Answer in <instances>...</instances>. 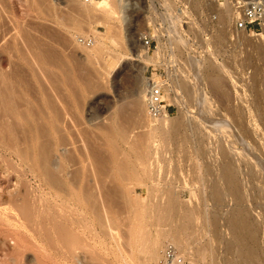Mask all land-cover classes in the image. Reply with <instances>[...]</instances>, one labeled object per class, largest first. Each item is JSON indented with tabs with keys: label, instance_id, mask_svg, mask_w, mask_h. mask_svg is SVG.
<instances>
[{
	"label": "rangeland",
	"instance_id": "374dc122",
	"mask_svg": "<svg viewBox=\"0 0 264 264\" xmlns=\"http://www.w3.org/2000/svg\"><path fill=\"white\" fill-rule=\"evenodd\" d=\"M108 1L113 7V0ZM143 1L147 8L132 0L137 4L128 12L130 20L121 24L115 17L105 20L101 11L82 0H0V144L12 143L25 149L34 140L37 154H45L52 161L50 170L59 165L64 154L67 176L75 179L72 187L69 183L60 191L47 183L41 169H27L15 154L0 147V207L17 208L21 221L17 230L18 226L13 228L7 218L0 220V264H158L163 245L171 241L163 240L156 258L146 262L144 252L139 251L143 228L138 226L133 235L128 234L134 222V216L128 213L133 207L146 208L155 202L162 209L172 204L174 210L164 215L162 225L147 222L142 226H147V234L152 235L156 230H177L182 244L173 246L187 264H264V52H260L264 51V32L256 37L231 32V18L226 16L223 0H182L186 10L178 12L181 28L177 32L182 40L174 42L179 72L166 96L174 102L171 88L177 81L193 94L184 93L185 102L180 107L174 102L177 108L168 117L182 120L183 128L177 138L161 140L153 165L157 168L151 167L150 173L155 180L151 181L136 171L137 159L147 158L150 152L146 132L151 123L145 117L143 100L137 95L129 98V93L137 78L142 83V76L148 77L161 46L157 45L142 76L137 71L142 64L127 58L118 62V57L133 51L128 38L136 39L140 28L148 29V22L151 28L156 20L164 23V33L168 35L178 22L171 11L151 10L147 6L151 0ZM166 1L172 5L171 0ZM233 1L228 0L230 7ZM82 37L91 38L92 46L78 44L77 39ZM188 38L194 42L193 49L209 48L195 59L203 61L202 72L214 68L221 84L218 99L209 93L210 105L215 108L212 106L206 114L200 111V120L208 116L204 127L193 118L196 112L191 102L196 86L184 51H190ZM203 82L209 92L207 80ZM10 109L18 116L11 117ZM116 125L122 127L126 143L112 130ZM221 148L227 152L226 157L219 155ZM228 158L244 192L240 208L248 214L250 226L256 228L257 248L253 250L257 257L247 261L239 258V247L225 226L234 201L227 196L216 201L208 197L212 189L222 190L218 164ZM56 168L54 173L59 177ZM60 203L69 205V210ZM57 211L74 221L73 229L78 235L70 237L68 248L73 255L67 249L63 254L67 257L49 243L48 249L46 241H40L41 236L30 228L33 218L44 220L49 227ZM184 212L191 214L187 222L182 218ZM212 215L217 217V227L211 226ZM108 216L118 222L115 229L106 228L109 236L102 233ZM75 219L86 222L85 228L91 222L97 233L84 230L80 223L77 226ZM48 232L41 231L46 236L51 234ZM94 233L97 237L93 238ZM250 246L249 242L247 248Z\"/></svg>",
	"mask_w": 264,
	"mask_h": 264
},
{
	"label": "bare ground",
	"instance_id": "6f19581e",
	"mask_svg": "<svg viewBox=\"0 0 264 264\" xmlns=\"http://www.w3.org/2000/svg\"><path fill=\"white\" fill-rule=\"evenodd\" d=\"M93 1H90L89 4L90 6H92L93 8H96L98 9L99 11H101V13L104 14V17H105V20L107 19H112L113 17H115L116 19H118V21L121 23V24H126L129 20H130V15H129V11H131L133 9V5L134 4H137L136 2L140 3L142 5L143 8H147L145 6V2L143 0H136L135 3H132V0H113V7H111V4L108 0H98L95 4H93ZM225 2V11L228 13L226 16L228 17V19L231 18V32H233L235 35L236 34H244L243 32H238V31H234L233 28H232V18H233V15H234V5H235V1L237 2V4H240L241 2H246V1H251V0H234L232 3H231V7L229 6V3H228V0H223ZM262 2H264V0H261ZM147 6H151V5H147ZM135 8V7H134ZM184 17V16H183ZM179 16L177 17V21H179ZM170 19V18H169ZM145 20H149L147 17ZM76 22H78L76 20ZM75 22V24H77ZM173 23H174V20H173ZM78 25H81V24H78ZM148 25V28H151L150 26V23L148 22L147 23ZM74 26V25H73ZM168 26V25H167ZM76 29V28H75ZM74 29V30H75ZM147 32V28H140L137 32V38L136 39H129V41L132 43L133 47H132V52L127 54V55H123L121 54L120 57H118V62H121L123 59L127 58L129 60H135L137 62H139L140 64H142V66L140 67H137V71L139 72V74L142 76L143 75V72L145 71V67L148 63V61H150L151 59H153V54H150L148 51H147V48L146 46L143 45L141 39L142 37L144 36V34ZM264 32V31H262ZM177 33V32H176ZM175 33V34H176ZM181 39V35L180 36H177L176 40ZM182 40V39H181ZM112 41V40H111ZM133 41V42H132ZM179 42V41H178ZM184 45V43H183ZM92 46V45H91ZM92 51H94V49L92 48L91 49ZM185 53H186V59H187V62L189 64V67H190V70H191V74L193 75V82L195 83V88H194V96L192 98V102H191V105H192V109L193 111H195L194 113L196 114V116H194L193 118L195 119V121L197 122V125L200 124H203V123H206L207 121H205L207 119H203L201 118L200 120V117L201 115L203 114H200V111H202V113L204 112H209L210 109L209 108H212V106L214 105H210V103L212 102V99L210 100V92L211 94H214L215 97L219 95L221 96V84H220V81L218 79V76H217V72L216 70L213 68H207L203 74V72L201 71L202 69L201 68H204L201 66V64H203L201 61H196L197 59H195L193 57V55L190 53V51L184 49ZM91 52V51H90ZM260 52H264L260 49ZM203 60V59H202ZM186 62V63H187ZM113 71V70H112ZM114 72V71H113ZM111 73V72H110ZM2 77V76H1ZM3 79V78H1ZM204 79L207 80V83L209 84V92H207V90H205V85H204ZM1 81V80H0ZM173 81V80H172ZM179 81L176 82L175 86H173L171 88V91H173L172 93L174 94L173 96V101L177 104L178 107H180L184 102L185 100L183 99L184 98V93L186 94L187 91H189L190 93V90L191 89H187V87L184 85V84H179L178 83ZM181 82V81H180ZM206 83V81H205ZM150 82H149V79L147 78H143L142 76V83H141V87L140 89L138 90V93H137V97L138 99H142L143 102H144V96H145V91L146 89L148 88ZM171 83L168 84L167 88L165 89L166 92L169 91L170 87H171ZM173 89V90H172ZM190 94H193L190 93ZM189 97V96H188ZM175 98V99H174ZM187 98V96L185 97V99ZM190 98V97H189ZM217 98V97H216ZM214 99V98H213ZM218 99V98H217ZM220 99V98H219ZM211 101V102H210ZM216 101V100H215ZM144 104V103H143ZM211 106V107H210ZM213 108H215L213 106ZM191 109V108H189ZM207 110V111H206ZM212 110V109H211ZM30 111V110H29ZM214 111V110H213ZM11 117L14 115L15 116H18L17 115V112L16 111H13L12 109H10L9 111ZM28 112V110H27ZM188 112V111H187ZM191 113V112H189ZM193 113V112H192ZM8 114V113H7ZM33 114V113H32ZM206 114V113H205ZM210 114V113H209ZM208 114V115H209ZM194 115V114H193ZM200 115V116H199ZM45 116V115H44ZM191 115H189V119L191 120L192 122V117L190 118ZM199 116V117H197ZM214 116V115H213ZM184 117H185V114H184ZM204 117V116H203ZM210 117V116H209ZM197 118V119H196ZM42 119V118H41ZM46 119V118H45ZM159 120L155 121V120H150V123L151 125H149V127L147 128V132H146V135H147V140H148V150L150 151L148 153V157L143 159L142 157L138 158L137 159V167H136V171L138 174L142 175V176H145L147 179L153 181L155 180L152 175H150V173L152 172L153 173V169L155 167V169L157 168V166H154V162H157V154H158V145L160 144L161 140L162 141H171L173 140L174 138H177L180 134V131L181 129L183 128V124L181 125V121L180 120H177L173 117H168V116H165V117H161L158 118ZM186 119V122L189 121L188 118H185ZM193 119V121H194ZM214 119V118H212ZM32 120V119H31ZM48 120V119H47ZM209 120V119H208ZM211 120V118H210ZM209 120V121H210ZM26 121V120H24ZM112 121V120H111ZM117 121V120H116ZM194 121V122H195ZM216 121V120H215ZM55 122V121H54ZM115 122V120H114ZM154 122V123H152ZM190 122V121H189ZM36 123V122H35ZM34 123V124H35ZM49 123V122H48ZM52 123V122H50ZM49 123V124H50ZM60 123V122H59ZM117 123V122H116ZM149 123V124H150ZM183 123V122H182ZM213 123H216V122H213ZM212 123V124H213ZM223 123V122H222ZM123 124V123H122ZM121 124V125H122ZM185 124V123H184ZM209 126L211 125V123H208ZM26 125V124H24ZM54 125V124H53ZM113 125V124H112ZM206 125V124H205ZM216 125V124H215ZM215 125H211V126H215ZM23 126V125H22ZM51 125H49L50 127ZM218 126V125H217ZM114 127V126H113ZM200 127V126H198ZM202 127V125H201ZM203 127H204V124H203ZM202 127V128H203ZM206 127V126H205ZM223 127L225 128V126L223 125ZM36 128V127H35ZM52 128V127H51ZM50 128V129H51ZM54 128V127H53ZM124 129H126L125 127H123ZM212 128V127H211ZM221 128V127H220ZM218 128V129H220ZM64 129V128H63ZM205 129V128H204ZM208 129V128H207ZM206 129V130H207ZM226 129V128H225ZM228 129V128H227ZM31 130V128H30ZM36 130V129H35ZM112 130H114L115 134L117 135L118 138H120V140H122V142L124 143L123 139L125 140V143H126V137H124V131L122 129V127L120 125H116L114 128H112ZM111 128H110V131H112ZM224 130V129H223ZM222 130V132H223ZM21 132H23L24 130H20ZM210 131V130H209ZM215 131V130H213ZM227 131V130H225ZM52 132V131H51ZM55 132V130H54ZM208 132V131H207ZM217 132V130H216ZM27 133V132H26ZM56 133V132H55ZM227 133V132H226ZM29 134L31 133H28V137H29ZM54 134V133H52ZM114 134V133H113ZM24 135V134H23ZM55 135V134H54ZM26 136V135H25ZM58 136V134H57ZM56 136V137H57ZM127 136V135H126ZM31 137V136H30ZM33 137V136H32ZM54 137V136H53ZM36 138V137H35ZM61 138V137H60ZM24 139V138H23ZM30 139V138H29ZM58 140H60L59 138H56ZM36 140V139H35ZM52 140V139H51ZM53 141V140H52ZM1 143V141H0ZM4 143V142H3ZM0 144V147L6 151H9L13 154H15L19 160H20V163L23 164L27 169H30L31 171H36V170H39L40 169L42 170L43 172V175L45 176V179L47 181V183L50 185V186H55L57 188L60 189V191L64 190L65 187L64 186H68L69 183L72 184L70 187L73 186V183L75 179H72L71 178L69 179L68 178V173H67V168H66V163H67V158H65L64 154L61 155L60 157V162H59V165L57 164L56 167L54 166L53 167V171L52 169L50 170L49 167L51 168V164H52V161H49V159L47 158V156L45 154L43 155H39L37 154V150L38 148L36 149L35 147L38 146L37 142L35 143V141L33 140L32 142L30 141V143L28 142V147L26 146L25 149H22L19 148L17 145H12V143L10 144H6V142L4 144ZM35 144L37 146H35ZM59 144V142H58ZM56 146V145H54ZM139 146V145H138ZM137 146V147H138ZM140 147V146H139ZM160 147V145H159ZM29 149V150H28ZM114 150L116 148H113ZM141 148H139L140 150ZM36 150V151H35ZM113 150V151H114ZM30 151V152H28ZM226 154L227 152L221 148L220 151H219V155L221 156H225L226 157ZM36 155H39L40 157V163H37L36 161ZM80 159V158H79ZM79 161V160H78ZM83 162V161H82ZM80 163V162H78ZM77 163V164H78ZM157 164V163H156ZM219 177L220 179L222 180V190H218L216 188L212 189L209 193V196L211 200L213 201H216V200H219L221 198H223V196H227L229 199L233 200L234 201V208L232 209L231 213L229 214V217L228 219L225 221L227 223V225L225 224V226L227 227V229H229V232H230V235H231V238H232V242H234V244L239 247L238 250H239V258L243 261H247L248 258H255L257 257L255 255V252H254V248H257L255 247L254 245V242L256 241L255 240V231L254 228H252V226H250V222H249V219H248V214L246 215V212L244 210H242L243 208H240V204L243 202L244 200V192L241 190V188H239V185H238V181H237V176L235 173V170H234V167H233V163H232V160L231 158H228L227 161H221L219 164ZM151 167L153 168L151 170ZM201 165H199L197 167V169H200ZM54 168L58 169L57 172H59L61 174V176L58 177V175H56L54 173ZM80 171V170H79ZM157 171V170H156ZM155 171V172H156ZM58 173V174H59ZM79 174V173H78ZM156 174V173H155ZM154 175V174H153ZM157 175V174H156ZM155 175V176H156ZM77 176V175H76ZM77 177H80V176H77ZM62 178V179H61ZM75 178V177H74ZM72 182V183H71ZM78 181H76L77 183ZM81 182V180H80ZM75 183V184H76ZM69 187V188H70ZM67 188V187H66ZM73 190V189H72ZM71 190V191H72ZM206 191V189H205ZM74 192V191H73ZM126 192V191H125ZM71 194V193H70ZM77 194V193H76ZM126 194V193H125ZM127 195V198L129 197L128 194ZM202 195V194H201ZM204 195V194H203ZM206 195V194H205ZM204 195V197H205ZM208 195V194H207ZM78 196V195H77ZM79 197V196H78ZM201 197V196H200ZM203 197V198H204ZM130 200V199H129ZM134 202V201H133ZM136 202V201H135ZM244 203V202H243ZM61 204V203H60ZM64 203H62L61 205L63 206ZM65 206L67 205L66 203L64 204ZM60 206V205H59ZM61 206V207H62ZM63 206L64 208L67 207V209L69 208V205L68 206ZM54 208H57V206L55 205ZM246 208V207H245ZM58 209V208H57ZM60 209V207H59ZM128 209H132V208H128ZM134 209V210H133ZM132 211L128 214H132L134 216V222L132 224V227L131 229L129 230V233L131 235H133V232L136 231V227L140 226L141 229L144 231L145 226L144 225L142 226V224H145L148 222L151 226L156 224V225H162L163 222L165 221V217L164 215L168 214L169 211H173L174 210V206L172 204H168L167 207H165L164 209H162L158 203H153V204H149V206L147 205V207L145 208L144 207H133ZM56 210V209H55ZM61 211H64L62 208L60 209ZM59 210V211H60ZM69 210V209H68ZM147 210V211H146ZM58 212V211H57ZM69 212V211H67ZM128 212V211H127ZM145 212V213H144ZM63 213V214H62ZM59 214H56L54 215L52 218H51V221L48 222L49 224V227H47V225L44 223V220L42 219H31L29 221V223L31 224L30 225V228L32 227L33 230L36 231V234L41 236L40 238H38L40 241H46V244H47V247H49V244L50 246L52 245L53 247H55L56 249H54L52 246V249L54 250H58L60 251V254H62V257H67L65 256L66 252L68 251L67 249H69L70 247V237H75L77 234L75 232V230L73 229V225L74 224V221H71L69 220V218L67 216L64 215V212H62ZM70 213V212H69ZM78 214V213H77ZM81 214V213H80ZM83 217V215H81ZM80 216V217H81ZM190 216L191 214L189 212H184L183 213V220L184 222H187L190 220ZM250 216V215H249ZM79 217V216H78ZM85 217V216H84ZM4 219L6 220V218L9 220V223L11 224V226H18L16 227L17 230L19 228V226H21V221H20V214L18 213V209L17 208H14V207H0V220ZM86 219V218H85ZM77 219H75L76 221ZM81 221V219H79ZM217 217L216 215H212L210 217V222H211V226L213 225V227H217ZM3 221V220H2ZM82 222V223H81ZM81 222H77L76 221V225L78 226L79 223L81 225H79L80 227L84 228V230H86V228L88 229L89 232H91L90 230L92 229L93 232H96L95 229H93L92 225H91V222H89V224L91 225H87V227L85 228L84 223L83 224V221ZM252 222V221H251ZM2 223V222H0ZM88 223V222H87ZM118 222H116V218L114 216H108L107 217V221H106V225H105V228L102 227V233L106 234L107 233V236L111 235L108 234V232H105V231H111L112 228L115 227V225H117ZM162 223V224H161ZM83 224V225H82ZM72 225V226H71ZM148 225V227L150 226ZM184 225V224H183ZM253 225V224H252ZM84 226V227H83ZM219 226V225H218ZM251 228H250V227ZM79 227V228H80ZM13 230V233H15L16 229ZM49 228V230H48ZM90 228V229H89ZM107 228V230H106ZM145 228V229H144ZM115 229V228H114ZM140 229V230H141ZM149 229V228H148ZM148 229L147 231L143 232L141 230V234L142 236H144V239H142V245L139 244V246L141 245L142 249L140 248L139 251H143L144 252V257H146L144 260H147L146 262H149L150 259L153 258V256H155L156 252H157V249H159V245H161L162 241L163 240H170L171 243H173L172 245H176V246H180L182 243L181 241L179 240L178 238V233H177V230L176 232L175 231H165V230H156V232L152 235L151 233L147 234L148 232ZM256 229V228H255ZM11 230V231H12ZM135 230V231H134ZM139 230V231H140ZM150 230V229H149ZM41 231H44V232H51L50 235L47 234V236L43 233H41ZM217 231V230H216ZM220 231V230H219ZM34 232V231H33ZM48 232V233H49ZM93 232H91L93 234ZM18 233V231H17ZM96 233H94L93 235V238L94 236L97 237ZM101 234V232H99ZM35 234V232H34ZM104 234H102V236H104ZM216 234V233H215ZM15 235V234H14ZM43 235H45L43 237ZM36 236V235H34ZM49 236V237H48ZM78 236V235H77ZM106 236V235H105ZM92 238V237H91ZM129 239L132 238L131 236L128 237ZM134 238V237H133ZM138 238V237H137ZM35 239V238H34ZM46 239H49V240H46ZM90 239V238H89ZM102 239V238H101ZM136 239V238H134ZM13 240V239H12ZM18 240V239H17ZM98 240V239H97ZM137 240V239H136ZM144 240V241H143ZM14 241V240H13ZM16 241V240H15ZM14 241V242H15ZM48 241V242H47ZM99 241V240H98ZM133 241V240H132ZM131 239H130V244H131ZM138 241V240H137ZM167 241V240H166ZM13 244L16 246L17 245V242H15ZM136 242V241H134ZM169 242V241H168ZM249 242H250V247L251 248H247V245H249ZM12 243V242H10ZM25 243V242H24ZM23 243V245H24ZM35 243V242H34ZM44 243V242H42ZM49 243V244H48ZM170 243V242H169ZM38 244V243H37ZM83 244H86V242H84ZM128 244V243H127ZM138 244V243H137ZM136 244V245H137ZM256 244V243H255ZM45 245V244H44ZM129 245V244H128ZM22 246V244H21ZM20 246V248H21ZM42 246V245H41ZM84 246V245H83ZM87 247V245H85ZM88 246H91V245H88ZM131 246V245H130ZM253 246V247H252ZM257 246V245H256ZM19 247V246H18ZM17 247V248H18ZM25 247V246H23ZM22 247V249H23ZM69 247V248H68ZM85 247V248H86ZM12 248V247H10ZM14 248V247H13ZM88 248V247H87ZM2 249V247L0 248ZM16 249V247H15ZM14 249V251H15ZM43 249V248H42ZM46 249V248H45ZM48 249H51L50 247ZM134 249V248H133ZM3 250V249H2ZM7 250V248H6ZM19 250V248L17 249ZM21 250V249H20ZM66 250V251H65ZM71 249H69V252L72 253L70 251ZM11 251V250H10ZM57 251V253H59ZM133 251V250H132ZM3 252V251H2ZM5 252V251H4ZM18 252V251H17ZM16 252V253H17ZM69 252L67 254H69ZM130 252V251H129ZM142 252V253H143ZM15 253V254H16ZM44 253V252H43ZM56 253V254H57ZM4 254V253H3ZM7 254V253H6ZM58 254V255H60ZM65 254V255H63ZM2 255V254H1ZM8 255V254H7ZM11 255V254H10ZM70 255V254H69ZM73 255V253H72ZM4 256V255H3ZM16 256V255H15ZM21 256V255H20ZM20 256H17V257H20ZM49 256V255H48ZM75 256V255H74ZM99 256V255H98ZM2 257V256H1ZM69 257V256H68ZM8 258V256H7ZM10 258H12L10 256ZM61 258V257H60ZM74 258V257H73ZM76 258V257H75ZM93 258V257H92ZM131 258V257H130ZM156 258V256L154 257ZM15 259V258H14ZM98 259V257H97ZM142 259V261H143ZM257 259V258H256ZM3 260V259H2ZM1 260V261H2ZM21 260V259H20ZM40 260V259H39ZM252 260H255V259H252ZM12 261V260H10ZM96 261V260H95ZM98 261V260H97ZM255 262V261H253ZM251 261V264H255ZM5 263V262H4ZM18 264H21L19 262H17ZM246 263V262H245ZM248 263V262H247ZM10 264V263H9ZM16 264V263H14ZM144 264V263H143ZM250 264V263H249ZM258 264V262L256 263Z\"/></svg>",
	"mask_w": 264,
	"mask_h": 264
},
{
	"label": "built area",
	"instance_id": "2783aa9c",
	"mask_svg": "<svg viewBox=\"0 0 264 264\" xmlns=\"http://www.w3.org/2000/svg\"><path fill=\"white\" fill-rule=\"evenodd\" d=\"M82 1L89 3L92 0ZM171 1L172 5H169L166 0H151L150 9L159 11L160 13L171 11L172 16L177 18L179 16L178 12L186 10V5L182 0ZM182 18L187 19L185 16ZM177 22L176 29L171 30L172 34L168 35L164 33L165 24L156 20L153 28H148L141 39L143 45L146 46L147 51L151 54H153L158 44L161 46L160 53L155 55L149 68V75L146 77L150 82L144 96V113L147 120H156L161 117L170 116L177 108L176 104L170 102L169 98H167L165 90L168 84L176 79L178 76L177 72H179L174 47V42L178 36L176 32L181 28V24H179V21ZM232 28L234 31L243 32L247 36L256 37L260 35L264 31V2L261 0H251L237 4L235 1ZM187 42L191 44L190 52L194 58H201L205 53L209 52L208 47L204 50H198L197 47L193 49L194 42L190 38L187 39ZM77 43L84 47H90L93 41L91 38L82 37L77 39ZM158 264L187 263L179 250L168 242L162 247Z\"/></svg>",
	"mask_w": 264,
	"mask_h": 264
},
{
	"label": "crops",
	"instance_id": "0c3cea01",
	"mask_svg": "<svg viewBox=\"0 0 264 264\" xmlns=\"http://www.w3.org/2000/svg\"><path fill=\"white\" fill-rule=\"evenodd\" d=\"M140 84H141V80L137 78L135 82L134 90L129 93L130 96L129 98H131V96L135 97L137 95Z\"/></svg>",
	"mask_w": 264,
	"mask_h": 264
}]
</instances>
